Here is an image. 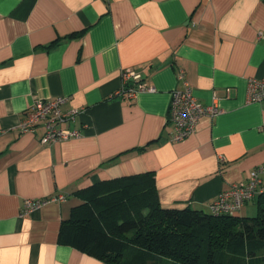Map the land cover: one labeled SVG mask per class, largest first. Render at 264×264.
I'll return each mask as SVG.
<instances>
[{
    "label": "crops",
    "instance_id": "obj_1",
    "mask_svg": "<svg viewBox=\"0 0 264 264\" xmlns=\"http://www.w3.org/2000/svg\"><path fill=\"white\" fill-rule=\"evenodd\" d=\"M127 69L155 90L116 95ZM250 77L264 80V0H0V264H109L59 237L76 191L101 180L153 171L162 207L208 211L264 163ZM183 85L220 112L171 141ZM56 98L80 110L59 124L79 136L20 130L35 100Z\"/></svg>",
    "mask_w": 264,
    "mask_h": 264
},
{
    "label": "trees",
    "instance_id": "obj_2",
    "mask_svg": "<svg viewBox=\"0 0 264 264\" xmlns=\"http://www.w3.org/2000/svg\"><path fill=\"white\" fill-rule=\"evenodd\" d=\"M76 194L60 240L109 264H264V193L254 216L162 207L153 171Z\"/></svg>",
    "mask_w": 264,
    "mask_h": 264
},
{
    "label": "built area",
    "instance_id": "obj_3",
    "mask_svg": "<svg viewBox=\"0 0 264 264\" xmlns=\"http://www.w3.org/2000/svg\"><path fill=\"white\" fill-rule=\"evenodd\" d=\"M181 78L182 72H178ZM123 85L116 94H126L134 97L139 91H154V87L146 85L139 80V74L132 70H125L122 73ZM130 79L135 80L136 85L128 84ZM248 101H264V80L250 79L247 90ZM61 98L37 99L26 110L19 128L22 132L34 131L35 126L42 123L44 130L40 137L42 143L66 140L80 135L79 129L62 128L59 124L73 119L80 112L79 109H71L63 112L61 110ZM220 112L214 104H202L192 94L191 89L185 85L183 89L174 90L171 93V100L168 108L167 120L173 128L170 136L171 141H180L195 132L201 118H211ZM264 193V163H260L250 169L245 179L232 183L223 189L209 204L208 210L213 214L239 213L242 206ZM63 199L64 195H58ZM44 200H26L24 212L32 211L39 207Z\"/></svg>",
    "mask_w": 264,
    "mask_h": 264
},
{
    "label": "rangeland",
    "instance_id": "obj_4",
    "mask_svg": "<svg viewBox=\"0 0 264 264\" xmlns=\"http://www.w3.org/2000/svg\"><path fill=\"white\" fill-rule=\"evenodd\" d=\"M247 206H246V211H245V216H254L257 212V202L254 199V201H249L247 202Z\"/></svg>",
    "mask_w": 264,
    "mask_h": 264
},
{
    "label": "bare ground",
    "instance_id": "obj_5",
    "mask_svg": "<svg viewBox=\"0 0 264 264\" xmlns=\"http://www.w3.org/2000/svg\"><path fill=\"white\" fill-rule=\"evenodd\" d=\"M184 72V71H183ZM185 76V75H184ZM250 79H251V77H250ZM184 80H185V77H184ZM248 85V84H247ZM183 87H184V85H183ZM174 90V89H173ZM173 92V91H172ZM247 94V93H246ZM117 95V94H116ZM120 95V94H119ZM126 95V94H125ZM247 99V98H246ZM215 102V101H214ZM215 104V103H214ZM218 115V114H217ZM262 195V194H261ZM259 196V195H258ZM34 200V199H33ZM256 200V199H255ZM258 200V199H257ZM252 201V200H251ZM254 201V200H253ZM258 203V202H257ZM203 210V209H202ZM208 212V211H207Z\"/></svg>",
    "mask_w": 264,
    "mask_h": 264
}]
</instances>
